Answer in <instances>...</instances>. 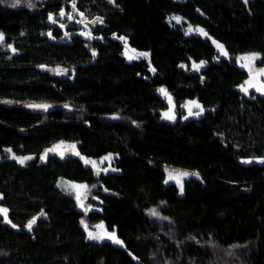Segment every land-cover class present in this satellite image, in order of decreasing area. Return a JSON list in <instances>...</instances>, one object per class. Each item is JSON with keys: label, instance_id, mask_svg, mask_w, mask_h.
I'll return each mask as SVG.
<instances>
[{"label": "trees", "instance_id": "16d2710c", "mask_svg": "<svg viewBox=\"0 0 264 264\" xmlns=\"http://www.w3.org/2000/svg\"><path fill=\"white\" fill-rule=\"evenodd\" d=\"M72 3L97 39L62 38ZM0 34V101L28 106L0 107V264H264V82L237 65L264 69V0H0ZM160 202L168 222L146 213Z\"/></svg>", "mask_w": 264, "mask_h": 264}, {"label": "rangeland", "instance_id": "374dc122", "mask_svg": "<svg viewBox=\"0 0 264 264\" xmlns=\"http://www.w3.org/2000/svg\"><path fill=\"white\" fill-rule=\"evenodd\" d=\"M73 7H75L74 4H73V6L71 5L72 10L67 9L65 7L61 8L57 12V14L55 15L56 18L53 20V22L55 24L63 27L62 38H64L65 40H69L72 34H78V35H80V36H82L88 40L97 39L98 37H96L92 33V28L98 24L102 25L103 21L99 17L90 16L89 14H87L83 11L73 9ZM61 12H63L64 14L61 15ZM69 24L74 25L75 29H73L71 31L69 29H67L66 26ZM119 41L122 44V55L124 56L125 60H127V61L144 60L149 64V56L150 55H149L148 51L138 50L136 48L131 47L126 42V40L122 37L119 38ZM144 54H146V55H144ZM244 56H246V55H242V56L238 57V63L240 64V66L247 68L249 71H254V74H256L258 77L262 75L263 76L262 79H264V74L260 73L261 69L260 68L257 69L255 67V63H254L255 61L249 62L247 60L241 59ZM148 67L153 71L151 65H149ZM51 71L54 72L55 74H58V75H66L68 70L60 68V67H55ZM251 83L255 84L256 82H251ZM242 162L245 164H248L251 162L262 163L263 159L248 158V159L242 160ZM166 169L168 170L169 174L170 173L172 174L173 178H171V179L175 180V181L181 180L183 178L184 175H180L181 173H187V172L179 170V169H174L170 166H166ZM56 186L63 193L68 194L69 196L74 198V200L76 201L78 209L84 210V211H88L90 209H97V207H98L96 205L97 200H95V202H93V203L88 202V198L89 197L91 198V195H90V191H89L88 187L85 184L79 183V182H72V181L60 178L57 181ZM81 186H83V187H81ZM163 206H164V203L160 202L157 205H154V206L146 209V213L149 216H151L155 219H158L162 222H168L169 217L162 212ZM152 210H156L158 215H155V216L152 215ZM85 225L87 227H85ZM83 227L86 231V237L88 240L99 241V242L104 241V240L116 242V240H118L116 233L106 229V227L104 226L103 223H97L94 225H90L87 222H83ZM89 233H93L94 237H100V238H90ZM105 233H107V234H113L114 233L115 240L109 238V236L105 235Z\"/></svg>", "mask_w": 264, "mask_h": 264}, {"label": "snow or ice", "instance_id": "6c2138e0", "mask_svg": "<svg viewBox=\"0 0 264 264\" xmlns=\"http://www.w3.org/2000/svg\"><path fill=\"white\" fill-rule=\"evenodd\" d=\"M63 14H64V13L61 12V15H63ZM49 19L51 20V19H53V17L50 15V16H49ZM173 19L179 20L178 17H173ZM192 30H193V29L189 28V31H192ZM195 30L201 32L203 35H207V33H204L203 29H199V28H197V29H195ZM3 39H4L3 34H0V41H2ZM214 43H215V42H214ZM9 47H11V46H9ZM217 47L220 48V49H221V52H222L223 54L226 55V53L223 52V46H222V45L217 44ZM144 55H146V54H144ZM130 58H131V57H130ZM241 59L247 60V61H249V62H253V61L259 59V54H257V53L248 54V55L242 57ZM203 63H204V62H201V65H202ZM201 65H194V67H196V68L198 69ZM260 73H261V74H264V69H261V70H260ZM246 83H249V82H246ZM249 86H252V85L249 83ZM244 90L246 91L247 89H244ZM258 90H262V91H264V88H260V89H258ZM160 91H161L162 93H165V94H166V92H165L164 89H160ZM191 103L195 104V102H191ZM195 106H196V107H199L198 104H195ZM29 107H44V108H46V107H48V106H47V105H29ZM190 114H191V112H190ZM167 118L172 119L173 117L168 116ZM9 151H11V150L9 149ZM49 151H51V150H49ZM42 158H43V157H42ZM109 158H110V157H106L105 159H109ZM24 159H28V158H24ZM24 159H21V160H20V163H23V162H24ZM85 162L88 163L87 160H86ZM180 175H185V176H186V175H188V173H181ZM169 176H170V178H173L171 173L169 174ZM81 187H83V186H81ZM0 212H5V213H6V210L0 209ZM152 215H154V216H155V215H158V213L156 212V210H152ZM34 221H35V218L33 219V221H30L29 224H28L27 226L30 228V227H31V224L34 223ZM82 223H83V221H82ZM13 226H14V225H13ZM85 227H87V226L85 225ZM105 235H108L109 238L115 240V235H114V233H113V234H107V233H105ZM89 237H90V238H100V237H94V236H93V233H89ZM116 242H117V243H120V241H118V240H116Z\"/></svg>", "mask_w": 264, "mask_h": 264}, {"label": "flooded vegetation", "instance_id": "af4514ba", "mask_svg": "<svg viewBox=\"0 0 264 264\" xmlns=\"http://www.w3.org/2000/svg\"><path fill=\"white\" fill-rule=\"evenodd\" d=\"M255 67L257 68V69H263V67L262 66H260L257 62H256V60H255ZM237 65L242 69V70H244V71H246V73H247V75H248V78L246 79V80H244L243 82H256V84H258L259 85V83H257V82H264V79H262L263 78V76L261 75V76H257L256 74H254V71H249L247 68H244V67H241L240 66V64L238 63V58H237ZM253 84L254 83H252L251 85L253 86ZM197 114H198V112H197Z\"/></svg>", "mask_w": 264, "mask_h": 264}, {"label": "water", "instance_id": "95a60500", "mask_svg": "<svg viewBox=\"0 0 264 264\" xmlns=\"http://www.w3.org/2000/svg\"><path fill=\"white\" fill-rule=\"evenodd\" d=\"M249 0H244V4L247 6ZM6 107V108H12V107H17V108H24L28 109V106L26 104H20V103H14L11 101H0V107ZM99 175L95 174V178H98Z\"/></svg>", "mask_w": 264, "mask_h": 264}]
</instances>
